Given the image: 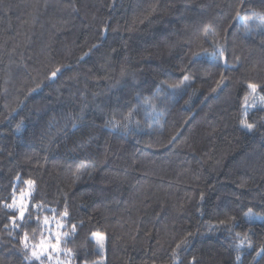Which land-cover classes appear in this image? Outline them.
Instances as JSON below:
<instances>
[{"label":"trees","instance_id":"16d2710c","mask_svg":"<svg viewBox=\"0 0 264 264\" xmlns=\"http://www.w3.org/2000/svg\"><path fill=\"white\" fill-rule=\"evenodd\" d=\"M261 19L264 0H0V264L65 209L70 264H264ZM21 190L42 207L17 229Z\"/></svg>","mask_w":264,"mask_h":264},{"label":"snow or ice","instance_id":"6c2138e0","mask_svg":"<svg viewBox=\"0 0 264 264\" xmlns=\"http://www.w3.org/2000/svg\"><path fill=\"white\" fill-rule=\"evenodd\" d=\"M237 19L242 23L244 26V29L246 31H251L250 28V21L242 16H240L239 13H237ZM260 24L264 25V19L260 20ZM223 53L221 52V56ZM59 69L52 72V77H55ZM185 80H188V77H184ZM248 89L251 90V94H255L258 87H260L257 84L249 82L247 85ZM245 105H247V99L245 100ZM242 127L245 128L247 131L252 132L255 129V125L253 123H249L246 120L241 121ZM27 185H29V189L31 188V185L33 182L31 180L25 181ZM31 192L30 190L28 192H25L24 190H21L19 192V198L17 199L15 192L13 193V199L12 203H5L3 206L7 209H10L13 211V215L9 217V220L13 226V228H23L25 226V217L26 215L31 219V215L29 213V208H41V205H32L31 204ZM201 199H203V196H201ZM54 211V210H52ZM248 216H252V210L249 209L246 213ZM68 216L67 209L63 213L60 214L59 218H57L55 215L51 219H49L48 216H45L43 218L42 224L44 226V229L47 230V235L41 234V237L39 239L38 243H32L31 246L29 244L30 237L27 231L23 233V236L20 237V243L23 246V249L25 251V259L29 260V264H31L32 260L40 261V264H44V260L41 258L44 257L47 259V261H52L53 259H56L57 264H70L71 257H72V249H69L67 247H62L61 245H66L68 243V237L71 235H74L76 232V225H71L70 229L65 231L66 228V218ZM19 221V222H18ZM54 221V223H53ZM37 222L40 223L39 217H37ZM92 238L95 240L96 246L100 252H103L105 249V242L106 237L102 233L93 232L91 234ZM244 242L241 241L239 245H237L238 248L243 247ZM249 247H251V243L248 244ZM177 248H180V245H177ZM63 252L66 256V260L64 262H61L59 260L60 253ZM261 253H264V249H261V252L257 253V255H260ZM55 254V255H54ZM174 255H176V252H174ZM239 259V257H237Z\"/></svg>","mask_w":264,"mask_h":264},{"label":"rangeland","instance_id":"374dc122","mask_svg":"<svg viewBox=\"0 0 264 264\" xmlns=\"http://www.w3.org/2000/svg\"><path fill=\"white\" fill-rule=\"evenodd\" d=\"M106 243V242H105ZM103 252H105V249H104V251ZM103 262V261H102Z\"/></svg>","mask_w":264,"mask_h":264}]
</instances>
